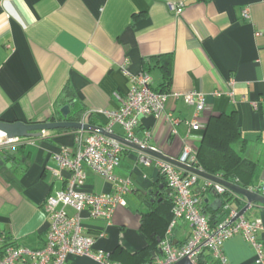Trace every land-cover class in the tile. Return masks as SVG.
<instances>
[{
	"label": "crops",
	"instance_id": "0c3cea01",
	"mask_svg": "<svg viewBox=\"0 0 264 264\" xmlns=\"http://www.w3.org/2000/svg\"><path fill=\"white\" fill-rule=\"evenodd\" d=\"M179 1L0 0V120L64 121L60 109L68 104H74L69 117L73 122H80L86 112L117 110L131 88L122 66L135 75L148 72L152 88L161 90L165 79L157 57L168 56L172 62L168 93H203L207 107L199 116L202 125L213 116L235 113L250 155L264 164V0H184L186 8L177 15L169 4ZM195 112L182 97H171L165 114L177 122L141 117L136 135L145 141L150 132L149 148L180 158L186 146H199L204 134V129L188 125ZM91 121L102 128L107 123L99 115ZM113 131L126 138L121 126L115 125ZM82 134L92 133L46 131L38 138H24L10 151L12 158L2 154L0 232L10 234L17 245L45 246L51 225L46 200L64 190L69 180V172L61 171L53 156L63 147L75 146ZM123 146L116 175L131 181L126 205L118 207L110 220H94L83 213L84 231L96 237L94 250L109 252L116 263L155 262L164 256L161 244L172 218V195L156 167L157 158ZM142 156L151 158L152 165L144 166ZM86 173L81 191H113L104 178L88 168ZM205 181H199L196 192ZM202 196L211 203L217 198L212 192ZM245 206L241 197L230 200V210L240 212ZM230 210L221 213L219 223ZM68 212L74 214L70 208ZM244 217L263 221L264 244V206H252ZM190 234V225L180 221L173 229L174 245L184 244ZM223 249L229 264H256L253 248L242 236L228 240ZM67 264L98 263L72 257Z\"/></svg>",
	"mask_w": 264,
	"mask_h": 264
},
{
	"label": "built area",
	"instance_id": "2783aa9c",
	"mask_svg": "<svg viewBox=\"0 0 264 264\" xmlns=\"http://www.w3.org/2000/svg\"><path fill=\"white\" fill-rule=\"evenodd\" d=\"M185 8L184 0L169 4L171 12L177 15L182 14ZM248 15L249 11L246 9L244 18H248ZM121 71L130 80L131 88L120 108L97 113L86 112L80 123L89 124V118L92 116H102L107 121L104 127L107 132L114 134V126L119 125L129 141L148 147L151 133L146 132L145 141H140L136 135L140 118L147 116H152L156 120L167 118L176 123L177 121L170 115L166 116V106L169 98L182 97L188 106L196 108L194 119L188 125L192 129L205 128V125L199 121L200 114L207 107V97L203 93L156 92L152 88V78L149 73L132 74L126 64L122 66ZM230 97L234 100L233 92L230 93ZM254 106L256 107V104ZM23 140L24 138L10 139L0 130V156L16 150ZM123 149L124 146L118 141L105 135L92 133L86 137L82 134L77 138L75 146L63 147L54 154L53 158L59 169L69 172V180L64 190L46 200L51 222L46 244L40 249L16 244L7 245L4 249H0L2 251L0 264H67L72 257H87L98 264H118L112 262L109 252L94 250L96 237L84 231L82 214L87 212L94 220H110L118 207L126 205L125 196L130 191L131 181L116 175ZM179 159L198 168L195 166L196 151L193 146H186ZM140 162L146 167L152 165V159L146 156H142ZM156 167L171 191L173 220L161 244L164 256L151 264H179L184 258H188L192 264H198V259L204 251L209 252L220 264H229L223 246L236 236L244 237L253 248L256 264H264V244L260 240V232L263 229L262 220L250 221L242 216L233 222L239 211L230 210L229 201H225L223 208L224 211L230 210V215L215 227L210 225L208 216L203 212L202 193L212 190L221 197L227 192L232 193L231 191L220 184L206 180L204 187L196 192L195 188L201 180L199 176L189 172L183 173V170L159 159L156 160ZM86 168L112 184L113 191L108 194H89L81 191L80 187L84 185L87 178ZM69 208L74 211L73 215L69 214ZM180 221L190 225L191 234L184 244L176 246L173 243L172 234ZM4 244L5 236H1L0 247Z\"/></svg>",
	"mask_w": 264,
	"mask_h": 264
},
{
	"label": "trees",
	"instance_id": "16d2710c",
	"mask_svg": "<svg viewBox=\"0 0 264 264\" xmlns=\"http://www.w3.org/2000/svg\"><path fill=\"white\" fill-rule=\"evenodd\" d=\"M157 60L161 62V69L164 74L165 83H163L161 90L153 89L156 92L168 93L169 91L167 89L172 81L171 58L168 56H159L157 57ZM91 119L92 117L89 118V123L92 124ZM74 120L77 121L79 119L76 118ZM195 151V166L201 168L208 174L221 177L228 182L249 190H257L259 188L258 182L260 181L262 173L264 172V164L261 163L259 159H255L250 155L249 142L242 136L241 127L235 113H232L231 115L213 116L210 118L207 125H205L204 134L200 144L195 148ZM6 156L7 158H12L10 156V152H8ZM1 158H4V156L1 155L0 159ZM183 173L187 172H184L183 170ZM210 192H212V190L205 191L203 194L207 195ZM262 193L264 194V190ZM235 196L236 195L227 192L222 195L221 198L224 200V202L229 201L230 203L232 197ZM216 197L220 196L218 195ZM202 198L203 212L208 216L210 225L215 227L219 223L218 219L221 213L224 212V208L218 212H214L210 209V204L205 202L204 196H202ZM172 209V218L170 224L173 220ZM1 236H5V244L0 247L1 250L7 245H17L16 242L12 241L10 234L0 232V237ZM1 254L2 251H0V257ZM211 258V254L207 251H204L198 259V264H220L219 261L216 260L218 263L214 262L211 260ZM111 260L112 262H115L112 254ZM151 263H153L151 259L146 262V264Z\"/></svg>",
	"mask_w": 264,
	"mask_h": 264
},
{
	"label": "water",
	"instance_id": "95a60500",
	"mask_svg": "<svg viewBox=\"0 0 264 264\" xmlns=\"http://www.w3.org/2000/svg\"><path fill=\"white\" fill-rule=\"evenodd\" d=\"M74 104H68L65 105L60 109V114L63 117L64 121H56L55 118L51 119V122L49 123H25V122H15V123H8L0 120V130L6 133L8 138L14 139V138H38L43 135L46 131H52V130H79L83 132H89V133H97L101 135H105L113 140L118 141L119 143L129 146L132 148H135L136 150L148 155L153 156L157 159H160L162 161L168 162L177 168L184 170L186 172H189L191 174L199 176L201 179L212 181L214 183L220 184L223 187L227 188L229 191L234 193L236 197H241L245 200L246 206L243 208L239 214L233 219V222L237 219L241 218L245 215L248 209H250L252 206L256 204H260L261 206H264V194L262 191L264 190V172L261 176V184L257 190H249L246 188H243L241 186H238L236 184H233L231 182H228L225 179H222L218 176H214L211 174H208L204 170L195 168L193 166H190L184 162H182L179 158H172L170 156H167L155 149L149 148V147H143L137 143L131 142L128 139L111 134L107 132L104 128L94 126L91 124H83L80 122H73L69 121V117L72 113ZM16 155V152H12L11 154ZM4 159H0V164H4ZM11 166V165H10ZM9 167V165H8ZM167 193H170L169 190ZM214 196H218L215 191H212ZM207 204H210L211 209L214 212H218L221 209H223L224 200L221 197H217L212 203L210 200H205ZM179 264H192L188 258L182 259Z\"/></svg>",
	"mask_w": 264,
	"mask_h": 264
}]
</instances>
